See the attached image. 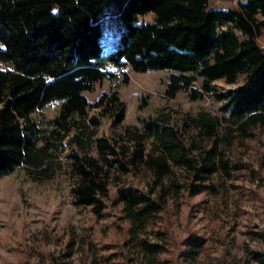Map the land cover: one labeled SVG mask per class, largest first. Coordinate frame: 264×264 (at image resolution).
Listing matches in <instances>:
<instances>
[{"label":"trees","instance_id":"1","mask_svg":"<svg viewBox=\"0 0 264 264\" xmlns=\"http://www.w3.org/2000/svg\"><path fill=\"white\" fill-rule=\"evenodd\" d=\"M210 2L0 0V177L21 166L31 180H49L65 151L71 204L97 218L114 206L120 212L113 238L96 243L93 264H194L222 242L187 226L175 231L173 205L204 194L199 205L211 221L230 204L260 198L258 186L247 189L244 181L264 180V0H238L234 10ZM107 18L116 22L117 40L101 54ZM124 68L168 71L167 99L184 91L190 101L220 105L178 123L160 109L115 136L97 135L98 115L119 124L125 103L116 89L92 102L83 93ZM239 76L244 83L233 90L213 85ZM50 104L51 118H31ZM248 233L263 246L244 264H264V225ZM45 254L49 264H70L66 252ZM218 258L237 264L228 249Z\"/></svg>","mask_w":264,"mask_h":264},{"label":"rangeland","instance_id":"2","mask_svg":"<svg viewBox=\"0 0 264 264\" xmlns=\"http://www.w3.org/2000/svg\"><path fill=\"white\" fill-rule=\"evenodd\" d=\"M237 2L211 0L210 6L234 10ZM141 20L151 21L152 17L145 15ZM116 40V22L107 18L102 32L101 54L113 51ZM258 42L264 47V34ZM112 72L115 74L112 80H102L94 85L92 91L83 93L92 102L100 93L116 89L119 98L125 103L124 118L119 124L107 116L98 115L97 135L115 136L124 126H139L138 118L153 117L160 109L170 114L173 123H178L183 115H194L201 109L213 112L220 105L212 102L209 97L190 101L184 91L173 99H167L164 92L169 72L166 70L134 72L124 68L113 69ZM124 74L128 76L126 84L122 83ZM242 83L244 79L239 76L237 83L216 80L213 85L218 91L226 92ZM55 111V104L46 105L33 112L31 118L43 123ZM96 112L90 109L88 114ZM64 153L60 155L61 170L49 180H31L21 166L0 177V264H49L45 254L47 251L53 255L68 253L70 264H93L96 243L109 242L116 234L112 224L120 216L118 207L110 208L107 215L97 218L88 208L71 204L69 189L74 177L62 157ZM262 172L264 174V168ZM244 185L247 189L257 185L259 200H243L236 208L230 204L224 214L211 221L204 216L199 205L207 199L204 194L173 205L171 221L175 231L181 233L187 226L203 238H209L214 233L222 242L217 250L209 251V256L201 257L194 264H218L221 248L234 254L237 264H244L248 252L263 246L261 241L250 236L248 229L252 226L253 230L258 231L264 225V180L259 184L257 181H244ZM68 241L70 245L66 247ZM28 248H32V251L30 249V255L26 257L23 251Z\"/></svg>","mask_w":264,"mask_h":264},{"label":"crops","instance_id":"3","mask_svg":"<svg viewBox=\"0 0 264 264\" xmlns=\"http://www.w3.org/2000/svg\"><path fill=\"white\" fill-rule=\"evenodd\" d=\"M107 51V50H106Z\"/></svg>","mask_w":264,"mask_h":264}]
</instances>
